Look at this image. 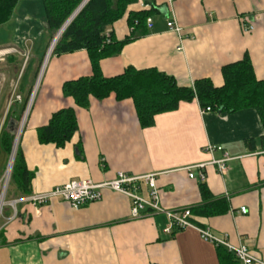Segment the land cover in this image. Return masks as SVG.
I'll return each mask as SVG.
<instances>
[{"label":"crops","instance_id":"crops-1","mask_svg":"<svg viewBox=\"0 0 264 264\" xmlns=\"http://www.w3.org/2000/svg\"><path fill=\"white\" fill-rule=\"evenodd\" d=\"M145 1L154 7L151 27L146 24L144 34L99 61L103 76H116L127 67L156 68L171 75L178 86H192L199 79L220 86L221 68L247 55L255 77L264 79V0ZM18 7L14 28L25 30L26 46L11 45L31 52L32 38L47 36L44 8L41 0H19ZM132 8L141 7L136 1ZM170 20L181 28L180 34L167 28ZM245 25L253 28L245 30ZM106 32L120 41L131 30L123 17ZM30 57L35 62L28 59L27 68L44 58L38 80L34 68L32 82L18 80L16 88L15 83L9 89L6 80H0V106L9 108L29 94L19 146L33 173L31 192H46L71 179L100 183L114 179L118 172L155 174L160 206L191 210L202 203L195 166L205 164V184L213 197L227 200L228 211L209 217L192 214L194 222L214 234H226L233 245L245 244L259 260L252 264H264V148L259 142L263 130L254 109L201 112L193 99L155 115L154 124L142 128L131 99L117 101L111 94L103 100L91 98L89 106L81 108L63 95L65 81L91 75L84 49ZM8 59L21 58L14 54ZM8 69V75L18 76L21 71L17 66ZM14 94L20 100H14ZM67 107L75 110L78 126L71 140L61 148L39 143L37 128L54 111ZM5 120L6 116L1 122ZM250 139L254 145L247 143ZM206 145L222 149L208 152ZM223 152L231 159L221 174L209 162L222 158ZM190 166L194 178L188 177ZM139 192L147 195L143 182ZM241 207L245 213L239 211ZM13 214V210L3 212L0 264H219L218 247L202 239L197 230L164 232L167 217L163 212L133 218L130 199L108 188L102 190L101 200L79 209L53 198L39 206L19 203Z\"/></svg>","mask_w":264,"mask_h":264},{"label":"trees","instance_id":"trees-1","mask_svg":"<svg viewBox=\"0 0 264 264\" xmlns=\"http://www.w3.org/2000/svg\"><path fill=\"white\" fill-rule=\"evenodd\" d=\"M83 1L41 0L48 41L62 28ZM136 1L87 0L63 29L51 54L71 53L84 49L91 64V75L63 83V95L72 97L74 103L81 108H87L91 98L103 100L111 94L117 101L131 99L142 128L151 127L154 124L155 115L177 109L182 101L189 102L196 99L201 108L209 107L211 110L223 112L251 108L259 117L263 130L259 142L264 148V79L255 77L252 63L247 55L221 68L223 83L220 86L213 85L210 79L195 80L193 85L188 87L178 86L171 75L156 68L127 67L116 76H103L99 61L117 54L126 42L146 31V19L152 14L154 7L149 4L147 8H132ZM18 2L19 0H0V26L11 18ZM123 17L131 32L120 41L115 40L110 32L109 42H106L107 27ZM47 46L48 43L44 48V54ZM26 68L27 63L20 74V83ZM28 96L29 94L26 93L19 103L9 107L8 116L0 128V155L5 157L3 159L6 163L14 138V132L8 130L6 125L9 119L17 123L20 121L26 109ZM77 130L75 110L70 107L61 108L51 114L46 124L37 128V140L41 144H53L61 148L71 140ZM247 143L255 144L252 139ZM32 178L33 173L28 170L18 143L9 181L15 187L16 193L23 196L31 193ZM199 192L202 203L190 210L193 222L192 214L209 217L228 211L227 200L223 197H213L204 180L199 182ZM196 224L199 226L200 223ZM217 256L219 264H240L233 254L222 247L217 248Z\"/></svg>","mask_w":264,"mask_h":264},{"label":"built area","instance_id":"built-area-1","mask_svg":"<svg viewBox=\"0 0 264 264\" xmlns=\"http://www.w3.org/2000/svg\"><path fill=\"white\" fill-rule=\"evenodd\" d=\"M169 4L173 0H168ZM141 8L149 7V4L145 0H137ZM147 27L150 28L152 25V20L150 17L146 19ZM167 28L170 31H174L180 34L181 28L176 24L175 21H167ZM253 27L251 25H245V30H251ZM110 32H106V42H109ZM27 58V57H26ZM25 58V60H26ZM14 100H20L18 94H14ZM8 109V108H7ZM211 109L209 107L201 108V112H207ZM3 123V122H2ZM222 147L216 145H206L205 150L212 152L214 150H221ZM231 157L227 152H223V157L220 159H213L209 164L216 166L219 173L224 174L227 170L226 162L229 161ZM205 164H197L195 167L199 169L198 178L200 181L205 180V174L203 172V167ZM192 167H187V174L189 178H194V173L192 172ZM10 174L7 175L5 172L2 175L1 182L3 183L9 180ZM143 182L148 188L147 195L141 194L140 183ZM110 189L115 192L121 193L130 199V216L137 218L146 213H157L163 212L167 217V224L164 228V232L172 233L175 230H180L183 228L191 227L197 230L202 239L213 243L216 247L225 248L228 252L233 254L234 258L240 264H252L253 262H259L248 249L245 244L233 245L231 244L226 234L217 235L211 232L207 227L198 226L191 220V211L189 208L179 209V210H165L159 204V192L155 182V174H146L143 176H128L126 173L118 172L116 177L112 180L103 181L100 183L93 182L91 179H71L65 184L55 186L46 192H31L28 195L14 198L8 202L13 210V216L16 215V206L19 203H31L34 206H39L45 204L50 199L60 198L64 200L72 209H79L87 203H92L101 200L102 190ZM3 193L4 191L0 192ZM4 205V200L3 204ZM2 206L0 207V213L2 212ZM241 213H245V207H241L239 210Z\"/></svg>","mask_w":264,"mask_h":264},{"label":"rangeland","instance_id":"rangeland-1","mask_svg":"<svg viewBox=\"0 0 264 264\" xmlns=\"http://www.w3.org/2000/svg\"><path fill=\"white\" fill-rule=\"evenodd\" d=\"M20 2H22V0H20ZM19 11H20L19 7L15 8L11 18L5 24L0 26V73H3V74H0V80L5 79L6 81L4 83L5 84L7 83L6 85L8 86L9 89H11V86H9V84H11V83H15L14 88H16V83L18 82L20 74L22 73L26 63L28 62L27 60L31 58L30 56L37 55L39 53L42 54L44 52V48L46 47V45L48 43V46L46 49V52H47L49 49V46L53 40V38H52L51 40L47 41L46 36H40V37L37 36L35 38L33 37L32 38L33 40H31V42H35V45H32V46H34L33 50L31 52L27 48H25V50H21L23 47L26 46V44H23L24 37L26 36L24 34L25 30H23V28L19 27V26L14 28V20L16 19L17 13ZM13 31H16L15 38H14ZM13 38H14V40H12ZM17 41L19 44H16ZM21 41H22V43H21ZM11 44L18 46L21 49H18L17 47L12 46ZM30 45H31V43H30ZM52 49H51L49 54H51ZM14 54L20 56L21 59H19V60L15 59L14 62L10 61V59H8V56H12ZM29 54H31V55H29ZM25 58H26V60H25ZM43 59L38 64L36 62L35 65H33V66L31 65V67H30V65L28 66V68L26 69L25 74H24L25 78H23L22 82L25 79H29V78H30V80L33 79L34 76L30 77L32 68L37 70L36 75H35L36 79L38 76H40L41 67L43 68L42 63H44ZM34 62H35L34 58H31L30 63L32 64ZM16 66H17V69L20 68L19 70H21L18 76L16 74H13L12 72L10 75H8L9 73L6 74V71L7 70L9 71L8 68L11 69V68H15ZM13 81H16V82H13ZM31 82H32V80H31ZM6 85H4V86L6 87ZM26 107H27V105H26ZM7 111H9V108L7 110V107H3V106L1 107L0 106V128L3 125V123L1 122V119L4 118V116H6V118L8 116L9 112L6 115ZM24 113H25V111H24ZM24 113L22 114L20 121L22 120ZM21 131H22V128H21ZM21 131L18 132L17 145L20 141ZM16 133H17V127L14 130V138L12 141V145H13ZM3 158H5V157L3 155H0V192L2 189L1 178H2V175H3L5 167H6V160ZM17 196H19V195H18V193H16L15 187L8 180L7 185L5 187V190H4V197H3L4 205L2 206L3 210L0 213V231H2L3 223L5 222V219L3 218V212H7L8 210L12 211V208L10 206H8V202Z\"/></svg>","mask_w":264,"mask_h":264},{"label":"water","instance_id":"water-1","mask_svg":"<svg viewBox=\"0 0 264 264\" xmlns=\"http://www.w3.org/2000/svg\"><path fill=\"white\" fill-rule=\"evenodd\" d=\"M86 1H87V0H84V1L79 5V7L75 10V12L72 14V16L69 18V20H68L67 22H69L70 19H72V18L74 17V15L77 13V11H79V9L83 6V4H84ZM67 22L62 26L61 29L58 30V32H57V33L55 34V36L53 37V40H52V42H51V44H50V46H49V49H48V51L46 52V57L49 55V53H50V52H49L50 48H51V49L53 48V46H54V44H55L57 38L59 37V34H60L61 31L63 30V28L65 27V25L67 24ZM37 80H38V79H37ZM28 109H29V104L27 105V108H26V110H25L24 116H23L22 120H21L19 123H17V122H16L15 120H13V119H9L8 122H7L6 128H7L8 130H10L11 132H14V130H15L16 127H17V133L15 134V139H14V142H13V145H12V149H11V152H10V155H9V158H8V161H7V163H6L5 172H6L7 169H8V165H9L10 159H12V161H13V158H14V155H15V151H16V147H17L16 142H17V139H18V132L21 131V128H22V126H23V123H24V120H25L26 114H27V112H28ZM18 124H19V125H18ZM4 184H5V182L3 183L2 189H3V187H4ZM5 187H6V186H5Z\"/></svg>","mask_w":264,"mask_h":264},{"label":"bare ground","instance_id":"bare-ground-1","mask_svg":"<svg viewBox=\"0 0 264 264\" xmlns=\"http://www.w3.org/2000/svg\"><path fill=\"white\" fill-rule=\"evenodd\" d=\"M68 20H69V19H68ZM68 20H67V21H68ZM67 21H66V22H67ZM70 21H71V19H70ZM70 21H69V22H70ZM66 22H65V23H66ZM69 22H67V24L65 25V27L68 25ZM65 27H64V28H65ZM64 28H63V29H64ZM62 31H63V30H62ZM62 31H61V32H62ZM60 34H61V33H60ZM60 34H59V35H60ZM50 51H51V48H50L49 52H50ZM16 145H17V142H16ZM12 162H13L12 159H10V162H9V165H8V169H7V171H6V172H7V175L10 174L11 166H12ZM5 186H6V182H5V184H4V187H3L2 191L5 190ZM2 204H3V193L1 194V197H0V207L2 206Z\"/></svg>","mask_w":264,"mask_h":264}]
</instances>
